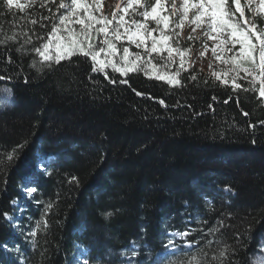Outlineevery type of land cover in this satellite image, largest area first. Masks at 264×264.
<instances>
[{"label": "trees", "instance_id": "1", "mask_svg": "<svg viewBox=\"0 0 264 264\" xmlns=\"http://www.w3.org/2000/svg\"><path fill=\"white\" fill-rule=\"evenodd\" d=\"M43 2L21 10L30 0H0V75L11 77L0 80L11 90L0 93V264H181L226 246L223 264H254L264 235V99L194 66L180 70L181 86L142 71L105 70V79L80 55L48 67L33 49L61 10L60 0ZM169 239L175 247L165 250Z\"/></svg>", "mask_w": 264, "mask_h": 264}, {"label": "snow or ice", "instance_id": "2", "mask_svg": "<svg viewBox=\"0 0 264 264\" xmlns=\"http://www.w3.org/2000/svg\"><path fill=\"white\" fill-rule=\"evenodd\" d=\"M14 2L15 0H5V4L9 8ZM47 2L48 0H44L41 7L46 6ZM169 2L170 8L167 6ZM34 3L36 0H30L28 5L17 3L16 6L23 10L26 6L31 7ZM92 3H96V0H92ZM245 8L251 13L250 17L246 16ZM59 9L65 11L59 15L58 24L52 25L51 31L48 33V42L33 49L42 58V61L48 62L46 64L48 67H51V62L60 64L62 60L80 55L90 59L92 72L104 74L105 79H109L105 72V69L108 68L122 76L129 72L144 71L145 75H149L151 78L147 71L148 66L153 69L161 66L153 64V60L159 59L164 62L162 67H168L170 64H175L176 57H179V67L175 73L157 74L155 78L166 80L167 84L171 86H181L182 82L178 76L181 69L187 70L184 67L185 52H189L190 49H181L179 45L183 37V29L188 25L191 26V32L186 39L192 41L194 39L192 34L200 30L201 36H197L195 39L203 37L207 41H212V55L220 64L229 66L226 71L221 69L220 72H212V76L217 81L224 85L231 82L233 91L243 89L245 92H258L259 97L264 98V27L257 23V19L264 22V0H245L243 6L241 0H179V6H177V0H164L163 3L162 0H151V2L149 0H127V6L121 9L123 14L117 16L114 12L111 18L104 15L101 9H94L89 0H67V2L60 0L58 11ZM136 17H140V19ZM43 19L47 20L49 17H43ZM30 22L33 25L37 23L36 20ZM150 22L154 24L153 27H149ZM75 24L80 26L78 31L71 27ZM40 26L44 27L43 24ZM7 39L15 40V35L9 36ZM38 39L42 38L38 37ZM97 40L99 43L95 42ZM123 40L135 45L137 49H142L143 53L130 52L129 47L118 48L117 42ZM3 43L4 41H0V44ZM25 43H31V37ZM203 47L204 51L200 53L201 56L209 50L207 43ZM20 50V48L16 49L17 52ZM154 53L155 56H153ZM164 53L167 55H163ZM8 59L10 62V57ZM32 67H35V62ZM209 67H212L211 63ZM221 73L223 77H229L231 74L230 80L222 79ZM5 79L10 80L11 77L0 75V80ZM238 79L247 80L249 87L237 83ZM191 80H196V76H191ZM111 82L115 83L116 81L111 80ZM121 83H127V81L121 80ZM257 85H259L258 88ZM0 93L8 97L11 95V90L0 88ZM136 94L141 95L139 92ZM212 99L215 100L216 97L214 96ZM227 102V100L224 101V103ZM160 103L163 105L164 101L161 100ZM211 107L212 105H209V108ZM244 115L247 116L248 113L245 112ZM260 123L264 124V121H260ZM249 127H254V125H249ZM21 147L23 145H17L15 149L7 153L5 158L11 161L14 158V153ZM39 164L43 165L40 170L47 172V165L44 161H40ZM76 179L73 176L69 182L76 181ZM26 190L32 193L37 189L27 187ZM48 207L50 208L51 205ZM3 216L7 220L12 219L8 213H4ZM190 231L175 232L171 235L186 237ZM217 231L219 228L208 229L210 233ZM35 234V231L29 233V235ZM194 243L189 242L187 247H193ZM211 243V240L207 241V246H210ZM170 245L175 247V243L171 239L164 245L165 250ZM3 247L7 246L3 245ZM261 252L264 253V245L261 246ZM227 253L226 246L219 251L218 255L214 254L209 260L208 253L201 248L181 264H211V261H219V264H223V261L227 259ZM83 264H89V261L85 259ZM259 264H264V255L261 256Z\"/></svg>", "mask_w": 264, "mask_h": 264}, {"label": "rangeland", "instance_id": "3", "mask_svg": "<svg viewBox=\"0 0 264 264\" xmlns=\"http://www.w3.org/2000/svg\"><path fill=\"white\" fill-rule=\"evenodd\" d=\"M66 2H67V0H66ZM149 2H151V0H149ZM163 2H164V0H162V3ZM241 2H242L241 3L242 6H243L244 3H245V0H241ZM89 3L92 4V7L94 9L95 8L101 9L102 13L104 15H107L109 18H111L112 14L114 12L117 14V16H119L120 14H123L121 9H123L124 7L127 6V0H96V3H94V4L92 3V0H89ZM167 6L169 8L171 7L170 2L167 4ZM177 6H179V0H177ZM253 7H255V4H253ZM60 10H61V13H63L65 11L64 9H60ZM246 11L249 14V16H251V13L248 11L247 8H245V14H246ZM97 14H99V13H97ZM136 18L140 19V17H136ZM153 26H154V24H152L150 22L149 23V27H153ZM261 26L264 27V22H261ZM71 27H74L77 31L80 28V26L78 24L71 25ZM190 32H191V26L186 25L184 27V29H183V37L181 38L180 45H179L181 49H185V48H189L190 49L189 52H185V58L186 59H185L184 67L186 69L189 68V67H193V66L197 67V68H199L200 70H202L203 72H205L206 74H208L210 76H212V72L213 71L220 72L221 69H224L226 71L227 67H229V66H225V65L220 64V62L217 61L215 59V57L212 55L211 47L213 45V42L212 41H207L203 37H201L200 39H195V37L201 36L200 30H197L196 33L192 34L194 36V39L192 41H188L186 39V37L189 35ZM95 42L99 43L98 40L95 41ZM205 43L208 44L209 50L207 52H205V54L203 56H201L200 53L204 51V47L203 46H204ZM149 46H150V43H149ZM117 47L121 48V49L123 47H129L130 52H133V53L141 52V53H143L142 49H137L135 47V45L129 44L126 40H123L121 42H117ZM237 47H238V45H237ZM54 54L55 53L53 52V55ZM155 55L156 54L154 53L153 56H155ZM163 55L166 56L167 54L164 53ZM65 60H67V59H65ZM117 60H118V58H117ZM163 63H164L163 61H161L159 59H155V60H153V64L161 65V66H158L155 69H153L151 66H148L147 71L149 72V74H150V76L152 78H155V76L157 74H160V75L168 74V75H170L172 73H175L177 71L178 67H179V57H176V63L175 64H170L168 67H162ZM210 63L212 64V67H209ZM142 67H144V66L142 65ZM105 70H111L112 71L111 68H108V69H105ZM142 72L145 73L144 71H142ZM130 73H133V72H129L128 74H130ZM221 75H222V79L228 78L230 80V75L231 74L229 75V77H223L222 73H221ZM124 76H126V75H124ZM147 76H149V75H147ZM241 76H243V73H241ZM161 81H165L166 82V80H161ZM236 82L241 84V85L243 83L249 85L247 80H243V79H238ZM228 85L231 86V82ZM258 87H259V85H257V88ZM262 245H264V235H263L262 239L260 240V247H259L257 253L254 256V259H253L254 264H259L261 256L264 255V253L261 252V246ZM80 259L75 264H83L84 260L82 258H80Z\"/></svg>", "mask_w": 264, "mask_h": 264}, {"label": "bare ground", "instance_id": "4", "mask_svg": "<svg viewBox=\"0 0 264 264\" xmlns=\"http://www.w3.org/2000/svg\"><path fill=\"white\" fill-rule=\"evenodd\" d=\"M20 186H22V185H20ZM18 221V220H17ZM15 251V250H14ZM8 259V258H7ZM81 260V259H80ZM14 261V260H13Z\"/></svg>", "mask_w": 264, "mask_h": 264}]
</instances>
